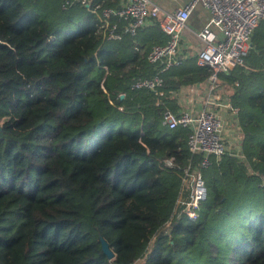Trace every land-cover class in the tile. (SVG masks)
Listing matches in <instances>:
<instances>
[{
	"label": "trees",
	"instance_id": "16d2710c",
	"mask_svg": "<svg viewBox=\"0 0 264 264\" xmlns=\"http://www.w3.org/2000/svg\"><path fill=\"white\" fill-rule=\"evenodd\" d=\"M120 2L0 0V264H264V22L248 67L220 75L244 157H211L197 218L164 227L178 187L160 160L191 154L189 129L162 112L200 68L187 56L162 73L163 94L132 88L167 34L155 19L104 38L101 9Z\"/></svg>",
	"mask_w": 264,
	"mask_h": 264
},
{
	"label": "built area",
	"instance_id": "2783aa9c",
	"mask_svg": "<svg viewBox=\"0 0 264 264\" xmlns=\"http://www.w3.org/2000/svg\"><path fill=\"white\" fill-rule=\"evenodd\" d=\"M89 6L90 0H77ZM68 1H65V7ZM194 8L206 9L210 17L207 22L193 29L188 17ZM167 34L164 43L153 44L146 54L147 60L155 65L150 76L136 77L132 88H146L156 95L163 94L162 73L182 63L181 40L184 28L190 29L198 39L195 54L200 68V80L188 89L187 103L174 112L165 108L162 123L169 128L187 127V147L190 162L179 165L173 156L160 160L161 168L176 177L178 194L170 217L172 219L194 220L198 216L200 203L207 196V185L202 170L211 163V157L219 158L229 153L243 158L240 140L235 149L230 142V126L236 128L238 137L239 106L235 105L221 74H230L236 66L248 67L245 55L253 45V32L260 21H264V0H187L174 10L161 8L153 0H124L119 6H105L101 9L98 30L109 40L120 39L123 34L134 35L141 27L149 24L154 17ZM117 20H124L119 25ZM147 172V169L145 170Z\"/></svg>",
	"mask_w": 264,
	"mask_h": 264
},
{
	"label": "crops",
	"instance_id": "0c3cea01",
	"mask_svg": "<svg viewBox=\"0 0 264 264\" xmlns=\"http://www.w3.org/2000/svg\"><path fill=\"white\" fill-rule=\"evenodd\" d=\"M120 1L123 2L124 0H120ZM153 1L156 2L163 9L174 10L177 6H179L180 4L184 3L187 0H153ZM160 16L161 14H159V16L157 17H154L152 21H154L155 19L158 20ZM209 17H210V14L208 10L194 8L188 17L187 23L190 27L195 29L198 26H200V24L207 22ZM149 25L151 24H147L143 27H146ZM197 47H198V39L196 35L190 29L184 28L182 31V40H181V49H182L183 55H185L184 58H186L187 56L195 55L197 51ZM222 81L225 83L224 80ZM225 84L227 85L228 91L230 93L229 95H231L229 85L227 83ZM187 88L186 87L180 88L179 90L173 91L172 96H175L176 104L178 107L176 111L180 110L187 103V96H188Z\"/></svg>",
	"mask_w": 264,
	"mask_h": 264
},
{
	"label": "water",
	"instance_id": "95a60500",
	"mask_svg": "<svg viewBox=\"0 0 264 264\" xmlns=\"http://www.w3.org/2000/svg\"><path fill=\"white\" fill-rule=\"evenodd\" d=\"M100 243H101V247H102V251L109 257H113L114 253L112 252V250L109 248L108 243L106 242V240L103 237H100Z\"/></svg>",
	"mask_w": 264,
	"mask_h": 264
},
{
	"label": "rangeland",
	"instance_id": "374dc122",
	"mask_svg": "<svg viewBox=\"0 0 264 264\" xmlns=\"http://www.w3.org/2000/svg\"><path fill=\"white\" fill-rule=\"evenodd\" d=\"M230 126V130H229V132L231 133V132H234V134H232V135H229V137H230V142H235V144H231L232 146V148L233 149H235V147L234 146H236V142H237V140H239V138L236 136V128L234 127V125H229ZM238 128H239V124H238ZM134 264H137V261L134 263Z\"/></svg>",
	"mask_w": 264,
	"mask_h": 264
}]
</instances>
